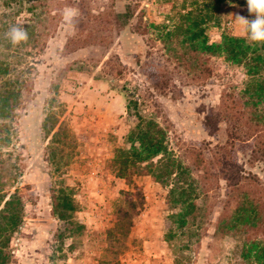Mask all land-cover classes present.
<instances>
[{"label": "rangeland", "instance_id": "obj_1", "mask_svg": "<svg viewBox=\"0 0 264 264\" xmlns=\"http://www.w3.org/2000/svg\"><path fill=\"white\" fill-rule=\"evenodd\" d=\"M241 2L0 0V64L9 80L27 79L21 107L0 119V138L4 125L13 136L0 143V201L17 189L25 205L11 264H250L240 237L217 224L220 216L236 220V197L262 206L264 221V133L240 115L243 69L220 54L200 59L185 32L195 20L209 43L228 31L244 35L235 15L250 13ZM211 3L221 11L209 12ZM13 26L28 39L12 44ZM133 96L166 129L196 189L197 207L181 229L184 206L139 164L134 183L144 205L127 235L113 230L115 210L135 192L114 162L138 123L127 110ZM54 188L74 200V224L53 214ZM247 234L264 240L262 231Z\"/></svg>", "mask_w": 264, "mask_h": 264}, {"label": "trees", "instance_id": "obj_2", "mask_svg": "<svg viewBox=\"0 0 264 264\" xmlns=\"http://www.w3.org/2000/svg\"><path fill=\"white\" fill-rule=\"evenodd\" d=\"M242 5L247 6V0H242ZM207 10L214 13L220 12L221 7L217 3H211ZM251 14L247 19H254ZM192 21L185 32L189 33L188 40L198 51L201 59L202 55H222L228 64L239 66L243 69L244 80L242 88L243 105L240 110L241 118L250 129L264 133V43H255L244 35L235 34L233 31L225 32L221 36L220 42L209 43L204 30H195L197 26L195 20ZM196 24V26H195ZM8 66L0 64V119L9 120L22 105V91L27 79L22 81L8 79ZM21 84L15 87V84ZM23 87V88H22ZM146 105L140 98L132 97L128 101L127 110L133 114L138 123L132 131L129 139L131 147L119 150L114 158L120 177L134 183L135 176L139 174L138 165L144 164L142 171L149 175L154 181L170 186L169 195L177 205H183L185 213L179 228L187 225V216L196 209L197 204L193 201L195 188L192 183L187 182V168H179L176 156L167 146V131L157 121V116L152 113H142L139 108ZM19 107V108H18ZM142 110H145L144 108ZM14 114V115H13ZM5 133L0 138V143L9 146L13 136L11 127L4 125ZM60 128V127H59ZM60 130L54 133V137ZM235 145V144H233ZM248 143H239L240 150L244 152ZM134 169L130 170V168ZM130 170V171H129ZM137 170V172H135ZM177 177V178H176ZM135 192H126L123 203L119 204L115 210V222L113 230L122 235H127L133 227V218L139 214L144 205L145 196L136 186ZM1 188V186H0ZM236 185L231 191H240ZM3 189H0V193ZM237 198L236 220H229L222 216L218 219L217 230L222 234H231L240 237L243 241L245 259L250 264H264V240L250 238L248 232H264V221L261 218L262 206L253 207L247 198ZM235 199V198H234ZM52 200L53 214L61 220H69L74 224L73 215L77 211L74 200L69 196L65 188H54ZM189 208V210H188ZM256 208V209H255ZM25 205L21 195L16 189L13 193L4 196L0 201V264H11L12 253L10 249L11 239L14 234L21 230L24 223ZM173 232H170L167 239H172Z\"/></svg>", "mask_w": 264, "mask_h": 264}, {"label": "clouds", "instance_id": "obj_3", "mask_svg": "<svg viewBox=\"0 0 264 264\" xmlns=\"http://www.w3.org/2000/svg\"><path fill=\"white\" fill-rule=\"evenodd\" d=\"M247 7L250 14L255 18L249 20L239 14L235 15V22L242 27L247 38L255 43H264V0H247ZM75 15L71 9L65 10L64 19L70 21ZM12 44H19L28 39L26 30L21 26H13L6 34Z\"/></svg>", "mask_w": 264, "mask_h": 264}]
</instances>
